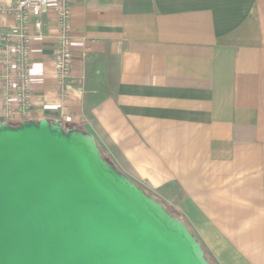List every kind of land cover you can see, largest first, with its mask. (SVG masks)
Returning <instances> with one entry per match:
<instances>
[{
  "label": "crops",
  "instance_id": "crops-1",
  "mask_svg": "<svg viewBox=\"0 0 264 264\" xmlns=\"http://www.w3.org/2000/svg\"><path fill=\"white\" fill-rule=\"evenodd\" d=\"M71 23L62 92L53 5L29 17L31 100L9 122L91 133L207 258L264 264V0H72Z\"/></svg>",
  "mask_w": 264,
  "mask_h": 264
},
{
  "label": "water",
  "instance_id": "water-1",
  "mask_svg": "<svg viewBox=\"0 0 264 264\" xmlns=\"http://www.w3.org/2000/svg\"><path fill=\"white\" fill-rule=\"evenodd\" d=\"M0 264H212L188 225L59 120L0 122Z\"/></svg>",
  "mask_w": 264,
  "mask_h": 264
},
{
  "label": "built area",
  "instance_id": "built-area-1",
  "mask_svg": "<svg viewBox=\"0 0 264 264\" xmlns=\"http://www.w3.org/2000/svg\"><path fill=\"white\" fill-rule=\"evenodd\" d=\"M72 0H12L0 2V16L10 15L13 25L5 28L0 19V122L9 120L16 111L27 112L31 100V60L29 17L40 16L53 5L56 18V47L53 67L57 85L65 92L72 60ZM35 36H42L41 21L33 22ZM16 110V111H15ZM10 123V122H9Z\"/></svg>",
  "mask_w": 264,
  "mask_h": 264
},
{
  "label": "rangeland",
  "instance_id": "rangeland-1",
  "mask_svg": "<svg viewBox=\"0 0 264 264\" xmlns=\"http://www.w3.org/2000/svg\"><path fill=\"white\" fill-rule=\"evenodd\" d=\"M121 170H124V169H121ZM163 205L169 212H171L173 215H176V216L180 217L183 220V217H182L181 213L177 209H175L174 207H172V206H170V205H168L166 203H163Z\"/></svg>",
  "mask_w": 264,
  "mask_h": 264
},
{
  "label": "trees",
  "instance_id": "trees-1",
  "mask_svg": "<svg viewBox=\"0 0 264 264\" xmlns=\"http://www.w3.org/2000/svg\"><path fill=\"white\" fill-rule=\"evenodd\" d=\"M100 148V147H99ZM100 152H101V154H102V156L106 159V160H108L111 164H112V162L109 160V158L103 153V151L100 149ZM112 166H113V164H112ZM192 234H193V232H192ZM194 235V234H193ZM209 259V258H208ZM210 260V262L212 263V264H215L213 261H211V259H209Z\"/></svg>",
  "mask_w": 264,
  "mask_h": 264
},
{
  "label": "bare ground",
  "instance_id": "bare-ground-1",
  "mask_svg": "<svg viewBox=\"0 0 264 264\" xmlns=\"http://www.w3.org/2000/svg\"><path fill=\"white\" fill-rule=\"evenodd\" d=\"M163 204V203H162Z\"/></svg>",
  "mask_w": 264,
  "mask_h": 264
}]
</instances>
